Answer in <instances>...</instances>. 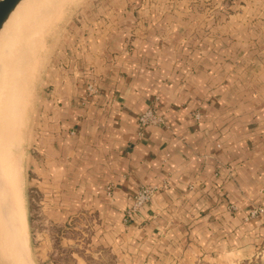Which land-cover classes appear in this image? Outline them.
Wrapping results in <instances>:
<instances>
[{
  "label": "crops",
  "instance_id": "0c3cea01",
  "mask_svg": "<svg viewBox=\"0 0 264 264\" xmlns=\"http://www.w3.org/2000/svg\"><path fill=\"white\" fill-rule=\"evenodd\" d=\"M135 25L113 31L59 94L61 213L65 203L93 213L137 264H235L264 251V215L249 217L264 205V39L260 54L223 25L191 18L181 31L155 15ZM153 108L163 122L140 131ZM142 186L158 191L125 222Z\"/></svg>",
  "mask_w": 264,
  "mask_h": 264
},
{
  "label": "rangeland",
  "instance_id": "374dc122",
  "mask_svg": "<svg viewBox=\"0 0 264 264\" xmlns=\"http://www.w3.org/2000/svg\"><path fill=\"white\" fill-rule=\"evenodd\" d=\"M29 1L25 4L21 25L17 29V25L13 26L8 34H21L23 27L41 18V8L52 13L51 20L47 19L48 26L36 30L39 31L37 40L31 46L23 41V47L12 49L7 43L0 54V78L3 79L0 82V170L3 175L9 171L15 196L22 200L23 218H26L25 227L20 224L22 238L18 242L22 255L14 264H137L132 253L120 251L119 238L115 240V236L106 235L93 213L83 210L71 214L75 210L70 209L69 203H65L64 217L60 211L53 156L59 94L72 86L74 76L90 69L91 57H96L95 52L103 48L104 40L113 31L123 24L134 25L136 29L135 24L154 15L156 19L175 20L181 25L177 28L181 31L183 22L191 18L199 24H213L210 27L213 30L215 25H223L217 27L220 33L240 38L248 36L256 41L239 45L254 46L263 54V43L256 42L264 39V0ZM188 28L202 30L201 25ZM22 49L27 50L23 54L30 59L32 67L28 89L15 116L7 104L10 86L4 77L14 73V63L9 61ZM15 160L20 161L17 164L21 175L18 168L14 170ZM11 174L18 177L12 178ZM68 197L64 194L61 198ZM127 256L132 259H126ZM235 264H264V251L259 250Z\"/></svg>",
  "mask_w": 264,
  "mask_h": 264
},
{
  "label": "bare ground",
  "instance_id": "6f19581e",
  "mask_svg": "<svg viewBox=\"0 0 264 264\" xmlns=\"http://www.w3.org/2000/svg\"><path fill=\"white\" fill-rule=\"evenodd\" d=\"M25 1L26 0H23L18 5L16 10L10 16L9 20L5 23L2 31L0 32V54H1V51L5 49V45L7 43L12 49H16V47L18 49L20 48V46L23 47L24 46L23 41L30 43L27 45L28 47L31 46L37 40L36 39L37 37L35 38V36L39 33V31H36V30L41 29L44 26L46 27V25L48 26V20H51L50 17L52 16V13H50V10L49 12L47 11L44 12V9L41 8L42 14L40 15L41 16L40 19H38L37 21L33 20L32 21L33 23L29 24V26L23 27V29L21 30V34H17L16 36L9 35L8 33L12 29L13 26L15 28V26L17 25L16 27L17 29L19 25H21V20L23 16L22 14L26 6L25 4L28 3V0L26 1V3ZM18 15L20 16L17 17ZM16 19L19 22L18 24H16L15 22ZM18 51L19 50H17L16 52L17 54L15 56L13 55L14 57L11 58L9 61L10 63H14L12 64L14 65L12 68L14 73L11 74L7 72L8 74H6L4 77L6 79L7 85L10 86V92H9L10 99L7 101V104H9L10 112L14 114L15 116L17 115L16 113H18L19 111L18 108H19V104H21L23 95L25 94L26 89H28L27 87L29 86V83H30L29 68L32 67V63L30 59L25 58L24 57L25 54H23L24 52L26 53L27 50L25 51L22 49L20 52ZM12 69L10 70V72L12 71ZM1 81H3L2 78H0V82ZM16 160H15L16 164H15L14 170L18 168L17 172L20 173L19 171L20 166L18 167V164H17V162L20 163V161H16ZM13 166H11V168ZM14 170H13V173H15ZM8 173L9 171H7V174L3 175L0 170V221H1L0 222V264H14L16 260H18L19 257L22 255L21 253H19L18 242L22 238V232L20 231V228L24 220L23 213H22L24 209L22 210L23 208L22 200L20 198L17 199L18 197L15 196V188H14L15 185L13 186V183H11V178H9ZM13 175L18 177L17 176L18 174L17 175L13 174ZM13 175L11 174L10 176L14 178ZM16 181L19 182V180H16ZM17 182H16V185L18 184ZM17 187L19 188V186ZM18 191H21V190H18Z\"/></svg>",
  "mask_w": 264,
  "mask_h": 264
},
{
  "label": "built area",
  "instance_id": "2783aa9c",
  "mask_svg": "<svg viewBox=\"0 0 264 264\" xmlns=\"http://www.w3.org/2000/svg\"><path fill=\"white\" fill-rule=\"evenodd\" d=\"M88 94H93L95 88L92 85H89ZM196 118H200V114H195ZM163 120L157 114L156 109H149L144 114L139 117V130L143 131L147 126L152 124H160ZM157 187H150V186H142L139 190L132 196V205L128 208L125 222L129 221L131 217L137 213L140 209H142L146 204L151 202L154 195L157 193ZM259 215H264V205H256L251 208L249 212V217L254 218Z\"/></svg>",
  "mask_w": 264,
  "mask_h": 264
},
{
  "label": "water",
  "instance_id": "95a60500",
  "mask_svg": "<svg viewBox=\"0 0 264 264\" xmlns=\"http://www.w3.org/2000/svg\"><path fill=\"white\" fill-rule=\"evenodd\" d=\"M23 0H0V32Z\"/></svg>",
  "mask_w": 264,
  "mask_h": 264
}]
</instances>
